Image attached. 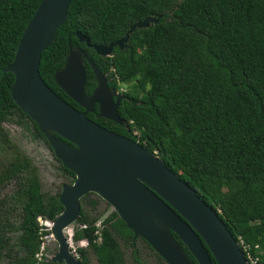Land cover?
I'll return each mask as SVG.
<instances>
[{
    "label": "trees",
    "instance_id": "obj_1",
    "mask_svg": "<svg viewBox=\"0 0 264 264\" xmlns=\"http://www.w3.org/2000/svg\"><path fill=\"white\" fill-rule=\"evenodd\" d=\"M39 2L0 0V134L9 150L0 183L14 185L0 199V259L7 264H65L38 256L49 233L39 219L53 221L61 212L59 190L41 189L31 159L1 128L5 121L27 125L33 137L47 143L11 97L13 74L2 71ZM147 17L155 21L128 32ZM126 33L127 40L109 55L95 51L93 45L108 46ZM69 48L82 52L87 95L97 84L92 63L109 77L108 84L125 85L117 108L124 123L88 117L155 152L217 212L247 260L264 264V0H71L65 21L41 52L38 70L54 92L81 110L55 79ZM57 161L70 184L74 172ZM96 204L89 195L80 199L71 239L87 244L76 246L75 253L81 264H89L90 256L97 264H126L124 247L132 246L133 232L115 211L97 224L102 211L85 208L94 210ZM171 235L183 256L198 264ZM143 242L146 252L166 264Z\"/></svg>",
    "mask_w": 264,
    "mask_h": 264
},
{
    "label": "water",
    "instance_id": "obj_2",
    "mask_svg": "<svg viewBox=\"0 0 264 264\" xmlns=\"http://www.w3.org/2000/svg\"><path fill=\"white\" fill-rule=\"evenodd\" d=\"M70 2L40 0L17 43L13 60L2 69L13 74L10 93L14 103L36 121L55 157L74 172L72 183L63 184L58 194L61 212L53 221H46L58 244L51 260L81 264L69 249L72 231L68 228L79 216L81 197L94 193L110 205L134 237L145 240L167 264H191L171 232L198 264H214L211 256L215 264H249L217 212L155 152L87 117L97 103L101 116L120 122L116 112L119 98L113 101L108 81L93 63L98 84L90 95L86 94L81 50L69 48L64 66L56 72L55 79L83 110L62 99L41 78L38 70L41 52L65 21ZM153 21L154 18L147 17L133 24L128 32ZM76 36L90 45L80 32ZM126 40L127 33L108 46L93 47L97 53L109 55L114 45L121 47ZM152 221L157 223L156 227Z\"/></svg>",
    "mask_w": 264,
    "mask_h": 264
},
{
    "label": "rangeland",
    "instance_id": "obj_3",
    "mask_svg": "<svg viewBox=\"0 0 264 264\" xmlns=\"http://www.w3.org/2000/svg\"><path fill=\"white\" fill-rule=\"evenodd\" d=\"M123 89H125V85L120 84L119 89L115 91V94H118ZM1 128L3 129V132L6 133L8 139L14 145H16L20 150H22L26 155H28V157L31 159L32 164L34 165V167H36L40 180L41 189L43 191H52V192L59 190L61 185L65 182V179L58 170V162L55 159L54 151L52 149H49L44 141L34 138L26 129L22 128L20 125H18L15 122H5L1 125ZM8 151L9 150L7 149V145L4 141L1 140V134H0V166L1 163L8 157L9 155ZM13 188H14L13 182H8L2 185L0 183V199L5 195L10 194ZM89 196L91 198H96L97 204L94 210H91L88 207L85 208L88 209L90 213L102 211L98 218V222H100L103 217H105L112 211V208L108 203H106L103 199H101L99 196L95 195L94 193H90ZM10 220L13 222V224H16L18 220V216L13 215L11 216ZM39 222L40 224L44 225L47 228L49 233L43 237V245L41 247V253L38 256L41 257V255H43L46 258L51 259L57 252L58 244L51 236V232L47 226L46 221L39 219ZM152 222L156 227L157 223L155 221ZM76 226L78 225L76 223H73L71 226H69L68 229L72 231L73 228H75ZM158 228L160 227L158 226ZM15 234L16 233H14V235ZM76 246H80V242L75 243L72 241L71 247L69 249L72 250ZM124 254H125L126 264H135V259L131 254V248L124 247ZM90 258H91L90 264H97L92 256H90ZM138 260L143 264H162L159 262V260L156 258V256L153 253H150L148 251L139 253ZM163 260L167 264V261L165 259ZM0 264H7V260L3 259L1 261L0 259Z\"/></svg>",
    "mask_w": 264,
    "mask_h": 264
},
{
    "label": "flooded vegetation",
    "instance_id": "obj_4",
    "mask_svg": "<svg viewBox=\"0 0 264 264\" xmlns=\"http://www.w3.org/2000/svg\"><path fill=\"white\" fill-rule=\"evenodd\" d=\"M150 23V22H149ZM97 78V77H96ZM106 78V80L109 82L110 80H109V77H105ZM108 82H107V88L109 89V93H111V95H112V98H113V101L115 102L116 101V99L117 98H119V101H120V99H121V97L123 96V94L121 93L123 90H121L118 94H115V91L117 90V89H119V87L118 88H114L113 86H111L110 84H108ZM97 84H98V81H97ZM97 84H96V86H97ZM95 86V87H96ZM118 105H119V103H118ZM118 105H117V107H116V112H117V114H118V111H117V108H118ZM77 109V108H76ZM96 109L98 110V112L96 111ZM81 110H83V109H81ZM87 114H89V115H91L93 118H97V119H100L99 118V116L98 115H100V110L98 109V104L97 103H95L94 104V107H93V111H91V112H88ZM118 116H119V114H118ZM87 117H88V115H87ZM89 118V117H88ZM104 120H103V122L104 123H107L106 121V118H103ZM108 119V118H107ZM92 120V119H91ZM6 122V121H5ZM5 122H3V123H5ZM95 122V121H94ZM2 123V124H3ZM119 123H124V119H122V118H120V122ZM24 124V123H23ZM98 124V123H97ZM18 125H20L21 127H22V124H18ZM26 127H27V125H25ZM26 127H22V128H24V129H26L27 130V128ZM104 127V126H103ZM105 128V127H104ZM107 129V128H106ZM109 130V129H108ZM28 131V130H27ZM110 131H112V130H110ZM30 134H31V132L30 131H28ZM113 132V131H112ZM118 134V133H117ZM44 135V134H43ZM121 135V134H120ZM32 136V135H31ZM122 136H124V135H122ZM44 137L47 139V143L43 140V139H40V138H36V139H38V140H42V141H44L45 142V144L47 145V147L49 148V146L48 145H50V143H49V141H48V138L44 135ZM125 137H127V136H125ZM35 138V137H34ZM127 138H129V137H127ZM129 139H131V138H129ZM50 147H51V145H50ZM50 149V148H49ZM51 149H52V147H51ZM53 150V149H52ZM55 159L57 160V158L55 157ZM58 162V161H57ZM59 170V169H58ZM65 179V178H64ZM74 180V179H73ZM66 182V181H65ZM72 183V182H71ZM70 183V184H71ZM63 184H66V183H63ZM62 184V185H63ZM61 185V186H62ZM61 188V187H60ZM59 191H60V189H59ZM54 192H56V191H54ZM58 194H59V192H58ZM90 193H87L86 195H89ZM86 195H84V196H86ZM82 198V197H81ZM96 199V198H95ZM80 207H81V205H80ZM85 207H88L89 208V206L87 205V206H85ZM117 214V213H116ZM117 216H118V214H117ZM119 217V216H118ZM103 219V218H102ZM101 219V220H102ZM47 221V220H46ZM97 224H99V222H97ZM72 240V239H71ZM131 242H132V246H129V248H131V251H132V248H135L136 250H135V252H136V254H135V256L138 258V254L139 253H143L144 251L146 252V249H145V247H144V242H143V239L142 238H140V237H134V235L132 236V238H131ZM86 244H87V242H84L83 243V245L82 246H86ZM73 250V252L75 253V248L74 249H72ZM132 254V253H131ZM146 254V253H145ZM75 256L78 258V256H77V254L75 253ZM90 262L91 261H89V264H90ZM97 263V262H96ZM135 264H143V263H141V262H137V261H135Z\"/></svg>",
    "mask_w": 264,
    "mask_h": 264
},
{
    "label": "built area",
    "instance_id": "obj_5",
    "mask_svg": "<svg viewBox=\"0 0 264 264\" xmlns=\"http://www.w3.org/2000/svg\"><path fill=\"white\" fill-rule=\"evenodd\" d=\"M81 242H86V241H81ZM71 243H72V241H71ZM248 262H249V261H248ZM249 264H255V259H250Z\"/></svg>",
    "mask_w": 264,
    "mask_h": 264
}]
</instances>
